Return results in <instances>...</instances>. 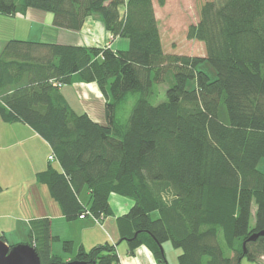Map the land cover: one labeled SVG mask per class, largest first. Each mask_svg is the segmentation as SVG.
I'll return each instance as SVG.
<instances>
[{
	"label": "trees",
	"instance_id": "16d2710c",
	"mask_svg": "<svg viewBox=\"0 0 264 264\" xmlns=\"http://www.w3.org/2000/svg\"><path fill=\"white\" fill-rule=\"evenodd\" d=\"M28 8L51 12L56 27L71 30L99 15L113 38L129 40L115 50L10 39L0 53V117L27 123L50 143L61 170L50 164L38 180L65 217L76 220L86 209L109 216L116 193L134 200L117 218L131 253L146 245L159 264H169L163 244L171 241L181 249L180 264L263 256L264 236L248 238L264 230V0L205 1L187 30L204 42L205 56L164 50L153 0H0V14ZM204 61L217 70L215 79L200 68ZM76 76L100 87L106 123L77 112L50 81L63 86ZM191 79L197 84L189 89ZM159 84L168 86L167 99L155 104ZM130 93L139 97L123 122L117 109ZM84 186L90 208L78 197ZM57 239L48 217L31 221L26 243L41 264L68 262L53 252ZM62 247L71 253L74 243L63 240ZM69 261L117 264V246H80Z\"/></svg>",
	"mask_w": 264,
	"mask_h": 264
},
{
	"label": "crops",
	"instance_id": "0c3cea01",
	"mask_svg": "<svg viewBox=\"0 0 264 264\" xmlns=\"http://www.w3.org/2000/svg\"><path fill=\"white\" fill-rule=\"evenodd\" d=\"M158 4L159 0H153L162 39L161 6ZM125 9V6L120 7L122 14ZM10 39L88 47H102L110 43L115 50L129 46L127 38L112 37L99 15L88 16L80 30H71L56 27L51 12L36 8H28L14 15L0 14V53ZM163 47L165 50L164 44ZM61 88L73 109L106 123V98L96 82L82 81L76 76L71 84ZM51 153L50 143L30 125L21 120L7 122L0 117V183L3 186L0 192V237L13 244L27 242L31 221L48 217L52 234L59 237L52 244L53 252L64 255L67 261L80 246L90 249L110 242L117 246V264H159L146 245L138 246L131 253L128 242L120 241L117 218L130 210L134 204L132 198L112 193L110 205L113 212L105 216L101 224L93 216L72 221L65 217L50 194L48 185L38 180V173L46 170L50 164L61 170L57 159L49 160ZM54 162L57 164L54 165ZM78 197L83 205L90 208L92 198L87 186L82 188ZM63 240L73 241L71 253H64Z\"/></svg>",
	"mask_w": 264,
	"mask_h": 264
},
{
	"label": "rangeland",
	"instance_id": "374dc122",
	"mask_svg": "<svg viewBox=\"0 0 264 264\" xmlns=\"http://www.w3.org/2000/svg\"><path fill=\"white\" fill-rule=\"evenodd\" d=\"M205 1L207 0H165V7L160 5L161 7H159V10L163 26L162 41L166 51L169 53H179L186 55H206V47L204 42L197 39H189L187 37L188 27L190 24L197 23L199 21L200 9ZM200 68L205 70L211 79H215L217 77V70L209 61L202 62L200 64ZM196 84V80L191 79L188 81L187 87L192 89L196 87ZM167 87L168 86L166 84H159L157 86L158 95L152 101L153 103L157 104L167 99ZM138 97L139 94L130 93L128 101L117 109V116L123 122H127ZM53 164L56 165L57 163L54 162ZM258 167L261 170H264V158L260 161ZM253 208H255V204L253 205ZM158 216L159 214L157 211L152 213V217L156 218ZM99 223L101 224V222ZM220 241L224 246L226 255H233V251L226 246L222 237H220ZM7 243L14 245L13 243ZM163 247L168 263L180 264L178 255L181 249L175 247L171 241L164 242ZM241 264H264V255L255 259H250L248 256H244Z\"/></svg>",
	"mask_w": 264,
	"mask_h": 264
},
{
	"label": "water",
	"instance_id": "95a60500",
	"mask_svg": "<svg viewBox=\"0 0 264 264\" xmlns=\"http://www.w3.org/2000/svg\"><path fill=\"white\" fill-rule=\"evenodd\" d=\"M264 236V230L254 232L249 240H255ZM0 264H41V259L35 247L29 243L22 242L14 245L7 243L0 237ZM49 264H87L86 262L68 261L66 263L52 262Z\"/></svg>",
	"mask_w": 264,
	"mask_h": 264
},
{
	"label": "built area",
	"instance_id": "2783aa9c",
	"mask_svg": "<svg viewBox=\"0 0 264 264\" xmlns=\"http://www.w3.org/2000/svg\"><path fill=\"white\" fill-rule=\"evenodd\" d=\"M113 37V36H112ZM108 45L111 47V44L110 43H108ZM51 82H53L54 84H57L59 87H62V83L61 82H58L57 80H55V79H52V80H50ZM56 159V156H55V154L54 153H51L50 154V156H49V160L50 161H53V160H55ZM85 216H93V217H95L96 218V220L98 221V222H101L100 220H102L105 216L104 215H101L99 218H97L94 214H93V212L90 210V209H86L82 214H80V218H83V217H85Z\"/></svg>",
	"mask_w": 264,
	"mask_h": 264
}]
</instances>
